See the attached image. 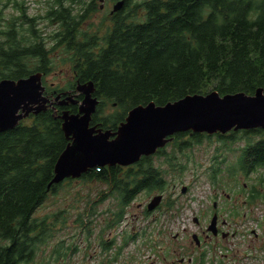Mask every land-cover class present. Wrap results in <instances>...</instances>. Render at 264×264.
<instances>
[{
    "label": "trees",
    "instance_id": "16d2710c",
    "mask_svg": "<svg viewBox=\"0 0 264 264\" xmlns=\"http://www.w3.org/2000/svg\"><path fill=\"white\" fill-rule=\"evenodd\" d=\"M133 2L125 0V7L102 24V33L81 28L98 10L96 0H77L82 5L78 13L65 5L47 11V19L61 24L53 34L56 44L52 49L63 51L65 62H71L82 82L91 79L95 83L101 103L94 123L116 130L125 112L137 104L155 101L165 105L188 94L212 90L253 94L264 88V0H143L137 1V6L146 10L140 20L126 12ZM20 3L0 0V20L7 6L18 8ZM26 21L24 10L20 18L9 21L6 37L0 40V79L51 70L53 61L45 42L34 39L29 45L22 33ZM110 106H119L117 113L103 115ZM64 107L77 111L73 104ZM254 134L261 138L254 142ZM245 135L248 144L242 163L251 160L253 165L264 166V129L247 130L241 134ZM203 136L212 135L179 132L168 145L174 144L176 151L185 149ZM216 137L221 142L228 137L233 141L239 138L234 133H217ZM67 143L62 119L52 108L35 115L31 124L22 122L0 133V264L22 259L18 257L23 253L20 247H33L35 255L40 242L52 237L47 221L36 225L32 215L50 191L55 162ZM175 159L174 154L167 158L170 167L164 173L177 170L180 176L184 172L185 167L176 168ZM135 165L139 168L94 167L82 178L113 183L123 204L141 188L164 189L167 180L153 161L145 158Z\"/></svg>",
    "mask_w": 264,
    "mask_h": 264
},
{
    "label": "rangeland",
    "instance_id": "374dc122",
    "mask_svg": "<svg viewBox=\"0 0 264 264\" xmlns=\"http://www.w3.org/2000/svg\"><path fill=\"white\" fill-rule=\"evenodd\" d=\"M19 1L20 8H15L13 4L7 6L0 20V31H3L0 32V40L6 37L5 32L9 29V21L20 18L24 12L22 9L26 8L27 15L36 20L33 21L34 27L24 22L22 33L28 41H32L36 39L33 38L36 31L43 41H49L47 45L50 47L54 41L52 37L57 26H54L46 15H48L49 7L52 4L56 7L58 1ZM83 1L89 3L91 0ZM115 1L105 0L104 8L101 9L100 2L97 0L98 10L84 22L83 30L102 33V24L110 21V11ZM133 1L126 12L134 14L137 20L144 19L146 15L144 6H137V1L143 0ZM74 2L75 0H65V6L74 8L75 13H78L82 5ZM104 19L106 20L103 21ZM49 55L53 62L50 72L44 75V83L46 85L53 83L60 90H75V86L70 85L75 78L71 62H65L62 51L60 53L51 51ZM49 105L50 103L47 106ZM118 108L119 106L115 108L110 106L102 114L114 115ZM25 122L30 124L33 122L31 114ZM237 131L234 134L243 132V130ZM230 134H233V131ZM251 136L254 142L261 138L257 134ZM238 137L235 141L226 138L221 142L217 140L216 135L203 136L199 141L189 142V147L177 151L174 144L165 146L164 152L156 153L153 163L166 170L170 167L167 158L174 154L176 168L185 167L180 176L177 170L165 173L170 184L164 195L167 203L175 201L173 207L167 210L164 205L162 211H156L150 215L144 214L140 204L149 201L153 195L159 193V191L144 190L127 207V216L117 229L105 230L112 211L119 207V195L117 192L110 194L108 180H90L88 177H83L63 182L57 189L47 193L46 198L33 214L37 218L46 219L47 217L48 227L53 229L52 237L40 242L41 248L38 250L36 260L33 259L30 263L24 264H42L46 261L48 264H57L55 260L52 262V259L57 257L62 247L64 250L66 247H103L102 241L113 237H117L114 247L119 248L124 242L125 235H131L134 232H138V236L131 238L123 246L126 248L118 259L131 260L133 264H140V247L146 255L153 253L151 247H182L181 237L174 238L175 233L179 231L182 235L184 226L190 228L191 233L205 229L211 221V211L215 201L218 203V208L222 207L220 212L223 218L229 221L228 228L230 231H235V236H231L229 241L218 243L212 241L204 245L203 247H208L210 250L209 259L212 262L219 261L221 254L218 249H222L223 253L230 254L229 260L236 261L238 264H264V166H257L250 174H245L240 169L239 156L248 135L244 138L239 134ZM215 173L217 176L214 177ZM183 186H188L186 192H182ZM253 188L255 197L250 199ZM81 217L86 223L83 226L79 223ZM195 217L200 219L199 224L194 221ZM142 230H146L147 236L140 237ZM213 247H216V251ZM110 253L115 255L117 249L114 248Z\"/></svg>",
    "mask_w": 264,
    "mask_h": 264
},
{
    "label": "water",
    "instance_id": "95a60500",
    "mask_svg": "<svg viewBox=\"0 0 264 264\" xmlns=\"http://www.w3.org/2000/svg\"><path fill=\"white\" fill-rule=\"evenodd\" d=\"M124 5L125 0H119L113 12L121 10ZM44 90L41 72L17 79H0V133L18 126L32 111H46L50 98L44 95ZM77 90L84 95L82 101L72 95L61 100V95L56 97L61 105L70 102L80 104L79 112L71 113L66 109L59 115L70 142L55 162L49 189L66 178L80 177L96 166L134 164L143 155L153 154L165 146L171 139L169 136L179 131L212 134L233 129L264 128L263 87L258 88L255 94L239 91L221 95L213 90L207 94H188L165 105H158L155 101L137 104L115 132L90 125L100 103L94 81L79 82ZM54 112L60 113L57 109ZM185 190L186 187L183 188ZM162 197L156 195L149 209L159 205ZM214 223L215 219L210 229L215 227Z\"/></svg>",
    "mask_w": 264,
    "mask_h": 264
},
{
    "label": "flooded vegetation",
    "instance_id": "af4514ba",
    "mask_svg": "<svg viewBox=\"0 0 264 264\" xmlns=\"http://www.w3.org/2000/svg\"><path fill=\"white\" fill-rule=\"evenodd\" d=\"M60 6L57 5V8ZM58 26L59 22L55 23L54 26ZM79 28H77V33L75 34L77 38H79ZM56 91V90H54ZM54 109L57 110H64L67 107L61 108V105H56L54 103L52 105ZM77 111H78V105H76ZM147 161L151 162L153 161L154 156H146ZM116 167H122L123 169H127L130 167H138L137 165L132 166H122V165H115ZM122 169V170H123ZM144 191V190H143ZM113 190L111 189L112 193ZM142 190L140 191L141 194ZM150 201V200H149ZM149 201L145 203L140 204V208L142 209V212L146 215H150L156 211H162L163 206L165 205L167 207V210H169L170 206L168 204H165V200L163 203L157 207L155 210L150 211L148 208ZM118 205L116 213H112L110 219L107 222V225L105 226L106 229H117L120 224L124 221V218L127 216V207L130 205V203L123 204L122 203V197H118ZM222 207L218 208L217 201L213 204V210L211 213L216 214V227L215 230L211 231L208 229L209 224L206 226L205 229H202V231L199 232H190V228L184 226L182 228V235L181 232H177L174 234V238L178 239L181 237L182 241V247H151V250L153 253H150L148 255L144 254L142 251V248L140 247V264H238L236 261L229 260L230 254L227 252H224L221 254L220 260H216V262H212L210 257V250L208 247H203L204 245H207L208 243L212 241L222 242V241H229L231 236H235V231L229 230V221L225 218H223L221 211ZM33 216V215H32ZM36 221V225L41 224L43 220H47V218H37L32 217ZM212 219V218H211ZM40 220V221H39ZM194 221L196 223H200V219L198 217L194 218ZM211 222V221H210ZM48 223V220H47ZM79 223L81 226L85 225V220H83V223L79 219ZM194 234L198 235V238H194ZM147 236L146 230L140 231V237ZM190 246V247H188ZM23 253H21L18 257L22 258L19 261L15 259V264H24V263H30L33 261V259L36 260L38 250L41 247H36V254L33 255V247H20ZM117 249V252L119 254L116 255L115 258L120 256L124 248L126 247H66L65 250L63 247L61 250H59L57 257L52 259V262L54 260L57 264H113L114 262H118L119 264H133L131 260H124L120 261L119 259L113 260L114 255H112L110 252L113 249ZM214 250H216V247H213ZM222 249H220L221 251ZM32 251V252H30ZM212 251V250H211ZM227 251H229L227 249ZM6 263V262H5ZM7 264V263H6ZM42 264H48V262H44Z\"/></svg>",
    "mask_w": 264,
    "mask_h": 264
}]
</instances>
